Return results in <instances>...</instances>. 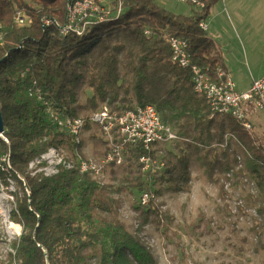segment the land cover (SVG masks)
Listing matches in <instances>:
<instances>
[{
    "label": "trees",
    "instance_id": "16d2710c",
    "mask_svg": "<svg viewBox=\"0 0 264 264\" xmlns=\"http://www.w3.org/2000/svg\"><path fill=\"white\" fill-rule=\"evenodd\" d=\"M120 1L118 17L91 21L80 33L61 35L56 26L44 27L42 19L64 26L65 0H0V106L8 141L0 139V158L9 157L7 173L23 197L11 217L22 230L11 245L10 261L158 264L138 234L146 230L160 238L169 233L174 218L157 201L187 195L197 168L208 180L232 170V176L242 179L234 183V190L252 185L256 197L249 196L245 204L254 206L262 219L250 229L261 251L264 143L231 116L212 115L206 99L194 92L190 70L172 62L169 48L171 38L186 40L194 64L211 72L223 68L214 41L199 27L218 0H201L204 8L188 16L168 12L156 0ZM18 11L31 18L30 26L14 24ZM33 82L41 100L28 95ZM146 105H152L161 122L179 137L173 143L157 144L151 152L161 167L142 173L139 158L144 151L138 146L124 152L121 165H108L101 182L77 168L61 166L51 176L30 175L29 164L51 149L74 160L75 151L82 153L88 143L92 154L102 157L110 148L89 117L104 107L121 115ZM47 107L59 117L84 118L87 139L75 144L49 120ZM226 135L234 139L222 148ZM238 157L241 168L236 171ZM134 191L139 197L153 193L157 201L140 206L138 197L132 206L137 228L130 229L121 212L124 198ZM188 261L185 257L181 264H199Z\"/></svg>",
    "mask_w": 264,
    "mask_h": 264
},
{
    "label": "rangeland",
    "instance_id": "374dc122",
    "mask_svg": "<svg viewBox=\"0 0 264 264\" xmlns=\"http://www.w3.org/2000/svg\"><path fill=\"white\" fill-rule=\"evenodd\" d=\"M156 3L168 12L184 16L198 10L179 0H156ZM205 23L210 25L207 36L221 44V61L237 87L239 82L243 87L252 78L258 80L264 76V0H218L211 7ZM258 118L256 124L260 130L253 126L251 132L258 142L264 143V114ZM87 137L85 133L83 139ZM167 148L171 150L172 145ZM81 152V156L95 157L88 143ZM60 155L51 153L48 160L30 163V175H53L60 158L68 164L66 154ZM226 173H215L214 179L208 180L198 168L194 169L187 195L165 196L157 201H162L161 209L174 218L169 233L158 238L145 230L138 235L158 264H181L185 257L189 263L199 264H264V236L263 249L257 251L258 238L250 232L262 223V219L254 206L245 204L249 196L255 199L256 191L252 185L234 190V183H241L242 179L233 175L228 180ZM3 175H0V264H13L9 259L13 254L11 245L19 238L22 228L11 217L18 209L17 200L23 197L13 176L7 172ZM224 183L229 184L228 189ZM138 197L134 191L124 198L122 219L132 226L130 229L137 228L132 206L135 207ZM208 219L211 223L206 225Z\"/></svg>",
    "mask_w": 264,
    "mask_h": 264
},
{
    "label": "built area",
    "instance_id": "2783aa9c",
    "mask_svg": "<svg viewBox=\"0 0 264 264\" xmlns=\"http://www.w3.org/2000/svg\"><path fill=\"white\" fill-rule=\"evenodd\" d=\"M179 1L194 5L198 10L204 8V3L201 0ZM64 9L66 17L64 26L61 27L51 18H43V26H56L61 35H66L69 32L80 33L81 27L91 21L102 23L118 17L122 11V4L120 0H65ZM13 21L20 28L28 27L32 23L31 18L21 11L15 13ZM199 27L203 31L207 30V25L203 21L200 22ZM145 34L149 35V31H145ZM169 48L171 50L172 62L180 68L190 70L194 92L206 99L211 114L229 115L240 122L241 127L246 131H251V117L257 113H264V77L253 80L250 87L246 91L241 92L236 90L233 80L223 68L218 67L211 72L208 68L203 69L194 64L186 40L171 38L169 40ZM28 95L30 97L36 96L39 100L42 99L35 82H33L32 87L28 90ZM43 104L47 105L46 102H43ZM46 114L58 129L69 135L75 144L80 145L85 134L84 127L86 121L84 118L59 117L50 107L46 108ZM88 121L90 124L100 128L102 137L108 142L110 149L105 156L100 158L93 156L83 158L78 151H75V159L69 160V156L64 151L59 152L51 149L48 153L42 155L39 160H36V162L48 160L51 153L54 156H61L60 153H65L68 157L66 160L68 164H65L60 158L58 166L66 169L77 168L81 173L89 174L95 179L100 180L105 177V169L108 165H121L124 160V152L128 148L140 146L144 153L139 158V163L142 165V173H146L149 169L162 166V164H159L150 156L155 146L160 143H173L179 140L174 131L161 122L157 111L152 105L136 107L134 110L127 111L121 115L110 112L104 107L93 113ZM0 139L8 143L3 133L0 134ZM230 139L234 138L226 135L220 147L225 148ZM237 161L236 171L241 168L239 157ZM50 162L52 163L53 161L51 160ZM62 163L64 166L60 165ZM58 166L54 169V174L57 173ZM9 169V157H1L0 171L6 173ZM45 176L51 175L46 174ZM231 176L232 170H229L226 173V179L229 180ZM224 186L225 189H228L229 184L224 183ZM151 200L157 201L155 195L145 192L140 195L138 203L140 206H146Z\"/></svg>",
    "mask_w": 264,
    "mask_h": 264
},
{
    "label": "crops",
    "instance_id": "0c3cea01",
    "mask_svg": "<svg viewBox=\"0 0 264 264\" xmlns=\"http://www.w3.org/2000/svg\"><path fill=\"white\" fill-rule=\"evenodd\" d=\"M207 25V24H206ZM209 29H210V25L208 26L207 25V30H206V32H208L209 31ZM211 30H214V29H211ZM212 38V40L214 41V43H215V46H216V54L218 55V57L222 60L223 59V55L220 53L221 52V44H219L213 37H211ZM223 61H221V64H222V67L224 68V70L227 72V73H229L228 72V70H227V68L224 66V64L222 63ZM230 74V73H229ZM264 77V76H263ZM262 77V78H263ZM259 79H261V78H259ZM253 80H255V79H251V81H253ZM251 81H249L250 83L247 85L246 84V86H243V87H241L242 86V83H240L239 82V88L237 87V85L235 84V88H236V90H238V91H241V92H243V91H246L249 87H250V85H251ZM260 114H264V113H257L256 115H254V116H252L251 117V119H250V122H251V125H252V127L253 126H257V121L259 120V115ZM258 127V126H257ZM258 130H260V127H258Z\"/></svg>",
    "mask_w": 264,
    "mask_h": 264
},
{
    "label": "water",
    "instance_id": "95a60500",
    "mask_svg": "<svg viewBox=\"0 0 264 264\" xmlns=\"http://www.w3.org/2000/svg\"><path fill=\"white\" fill-rule=\"evenodd\" d=\"M3 131H4V123H3L2 111H1V106H0V134H2Z\"/></svg>",
    "mask_w": 264,
    "mask_h": 264
}]
</instances>
